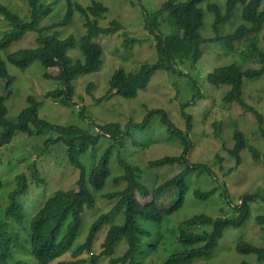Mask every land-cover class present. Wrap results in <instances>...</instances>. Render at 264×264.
Instances as JSON below:
<instances>
[{
  "label": "trees",
  "instance_id": "16d2710c",
  "mask_svg": "<svg viewBox=\"0 0 264 264\" xmlns=\"http://www.w3.org/2000/svg\"><path fill=\"white\" fill-rule=\"evenodd\" d=\"M63 1V15L40 25V20L49 13L56 11L60 14L62 8H55L56 1L49 4L47 0H27L30 17L24 19L0 0V19L3 18L9 26L0 32V51L8 49L29 31L36 35L34 46L0 52V166L8 167L3 165L2 150L16 134L24 133L43 143L42 150L37 153L38 159H34L27 170L13 176V187L6 190L10 182L0 175V264H26L30 259L33 264H99L104 256L109 257L113 264H154L152 256L159 252L164 256V264H194L196 259L210 258L225 231L242 227L249 219L250 203L260 195H242L240 202L234 206L236 214L233 216L212 217L200 212L182 219L178 226H172L173 216L184 207L187 194L193 187L190 176L212 173L209 163L193 162L189 157L194 145L190 137L194 124L186 107L202 98L203 94L196 93L181 103L185 129L178 127L163 108L149 109L141 121L129 118L125 123L118 120L100 123L87 113V107L116 94L126 98L136 97L140 90L147 88L158 69L185 73L179 66L185 62L190 66L197 63L204 54L202 45L207 41L223 40L226 52L236 51L235 41L257 37L262 30V0H226L224 12L218 3H210L208 8L215 16V37H205L201 33L205 10L200 3L204 0H164L151 11L142 8L143 23L153 36L157 60L143 63L137 71L117 67L111 75L107 92L81 107L74 100V82L85 74L99 70L104 61V46L96 38L118 33L123 47L141 43L143 39L126 30L118 19H110L107 25H100V19L109 11V7L101 1ZM237 6H241V23L232 32L225 35L219 33L220 25L232 20ZM75 14H80L83 19L84 31L79 36L70 34L61 37L58 28L70 24ZM166 22L169 23L167 31L163 29ZM250 45L249 55H258L257 60L264 63V49L254 42ZM76 47L81 52L79 57L69 54ZM35 60H40L46 69L45 77H53L60 83L46 95L61 97L63 104L73 106L80 118L78 122L56 124L41 117V102L33 94H28V105L20 110L17 120L7 117L6 100L12 93L15 80L8 64L25 70ZM262 74L264 66L242 68L232 62L215 67L208 72L207 79L215 87L229 85L224 100L238 102L244 109L255 111L261 119V115L244 99L243 88L245 79ZM88 86L90 93L94 84L89 83ZM159 127L166 131L159 140H177L183 148L179 154H165L148 160L142 166L132 153L134 149L136 154L141 150L138 146L148 148L157 142L148 135L149 130ZM41 135L45 138L41 139ZM234 138L236 142L230 152L239 165L241 150L248 144L243 131L238 128L234 130ZM53 147H58L56 160L59 161L48 163L52 165L44 168L46 170L39 169L37 166L41 162L38 160L55 154ZM101 149H104L102 153ZM251 150L256 155V151ZM61 153L63 156H59ZM53 166L76 171L77 179L73 187L59 186L53 192L49 191L50 194L41 202L31 200L36 205L24 203L32 188L42 190L45 187L44 190H48L47 184L53 172L50 168ZM176 166L181 168L180 171L159 182L163 175L158 172L159 168ZM115 169H119L120 173L115 174ZM109 185L112 188L106 189ZM214 191H205L199 186L194 188L198 198H206ZM99 196L115 200V205L89 223L85 212L96 207ZM2 197L6 199L5 205H2ZM27 204L36 206V210L28 213ZM119 217L123 218L121 223L116 222ZM256 220L264 229V214L257 215ZM86 226L85 239L77 242ZM101 235L102 249L96 252V242ZM122 242L127 244L125 251L115 255ZM236 250L255 253L258 260L264 261V247L248 242L243 236L237 240ZM17 252L25 256H19ZM69 252L78 258L63 259ZM242 264L248 263L243 260Z\"/></svg>",
  "mask_w": 264,
  "mask_h": 264
},
{
  "label": "rangeland",
  "instance_id": "374dc122",
  "mask_svg": "<svg viewBox=\"0 0 264 264\" xmlns=\"http://www.w3.org/2000/svg\"><path fill=\"white\" fill-rule=\"evenodd\" d=\"M1 1L22 18L28 19L30 17L27 0ZM55 1L57 2L55 8H62L60 14H57L56 11L49 13L40 20V25L53 22L63 15L65 6L63 0H47L49 4ZM80 1L82 3L90 2V0ZM96 1H101L109 7V11L100 19V25H107L110 19H118L124 24L126 30L142 38L143 41L130 47H123L121 45L122 37L118 33L96 38L104 46V61L99 70L85 74L75 80L74 100L79 103L78 106L80 107L88 101L93 102V98L101 97L107 92L111 75L117 67L123 66L127 70L133 69L131 71H137L143 63H153L158 58L154 41H152L153 36L143 23L142 8L151 11L157 8L164 0ZM212 2L218 3L222 8V12H224L226 6V0H204L200 3V6L205 10V23L201 28V33L205 37L216 36V31L213 27L214 12L208 8V5ZM262 8L264 9V0H262ZM240 15L241 6H237L234 17L230 22L227 21L220 25L219 33L221 32V34L225 35L234 31L237 25L241 23ZM167 24L169 23L166 22L163 26L165 31L168 30ZM8 27V23L1 18L0 32ZM84 29V21L80 14H75L72 22L66 26L59 27L58 32L61 37L70 34L79 36ZM35 37V33L29 31L21 40L13 43L5 51L1 50L0 52L5 53L21 47L34 46ZM251 42H254L257 47L264 49V25L257 37L250 36L235 41L236 51L226 52V45L223 40L214 39L207 41L202 45L204 54L197 63L190 66L188 62H185L179 66L185 73L179 74L166 69H158L153 74L147 88L140 90L136 97L126 98L116 94L109 99H105L100 103H92L87 107V113L92 114V117L100 123H104L107 120H118L125 123L129 118L141 121L149 109L163 108L169 112L171 119L178 127L185 129L186 120L181 113V103L189 100L196 93L201 92L203 94L202 98L197 99L195 103L192 102L186 107V111L192 115L194 124L190 133L194 145L189 157L193 162L209 163L212 166V173L202 174L200 177L190 176L193 180V187L187 194L184 207L173 216L172 226L176 227L182 219L200 212L207 213L212 217L233 216L236 214L234 206L240 202L242 195L258 193L260 196L251 201V214L244 225L239 228L227 229L213 255L208 259H196L194 264H242L243 260L247 261L248 264H264V261L258 260L255 253H240L236 250V242L240 236H243L252 244L264 247V229L256 220L257 215L264 214V74L257 78L245 79L243 88L244 99L248 105L261 115V119H259L255 111L244 109L238 102H227L224 100L223 96L229 90V85L224 84L220 87H215L207 79L208 72L215 67L232 62L240 64L242 68L264 66V63L257 60L258 55H249L252 47L250 45ZM78 49L79 47L70 50L69 54L79 57L81 52ZM8 69L15 77L11 87L12 93L6 100L8 107L7 117L9 119L17 120L20 110L28 105V94H33L41 102L40 116L48 121L56 124H66L80 120L76 109L73 106L63 104L60 101L61 97L55 98L52 95H46L49 90L58 85L60 86V83L53 77L44 76L46 69L40 60H35L25 70H21L11 64H8ZM89 83L94 84L90 93L88 91ZM0 89H2L1 84ZM219 123L221 125L220 128H218ZM236 128L243 131L248 144L241 150V162L239 165L236 162V157L230 152L236 142L234 138V130ZM165 133L166 131L163 127L149 130L148 136L156 139L157 142H153L148 148H139L138 146V149L141 150L137 154L134 149L132 155H136L135 157H137L142 166L150 159L165 154H179L181 152L183 147L179 141L166 138L163 140L167 141L159 140L164 137L163 134ZM40 138L44 139L45 135H41ZM104 145L106 146L107 143ZM42 147L43 143L41 141H36L33 137H29L24 133L16 134L12 141L6 145L4 150L8 149L5 150L6 152L2 150V155L4 156L3 165L8 167L0 166L2 179L10 182L6 190L9 187H13V176L16 173L27 170L29 164L34 159H38L36 158L37 153L42 150ZM53 148L55 154L47 155L38 160L41 162L37 166L39 169L51 166L52 164L48 163H53L56 160L58 147ZM252 148L256 151V155L251 150ZM99 151L102 153L104 149ZM59 156H63V153ZM64 160L68 162L66 158ZM58 161L56 160V162ZM30 167L32 168L33 165ZM50 169L53 172L47 184L46 189L48 190L45 191V187L42 190L32 188L30 194L24 198V203L30 202L36 205L31 200L41 202L44 197L50 194L49 191L53 192L59 186L63 188L73 187L77 179L76 171L72 170V168L60 169L58 166H53ZM180 169L178 166L159 168L158 172L163 173L159 182L177 173ZM119 173L120 170L115 169V174ZM196 186L205 191L210 189H215V191L206 198H198L194 193ZM111 188V185L106 187V189ZM47 191L48 194L46 193ZM4 193L6 194V192ZM1 200L2 205H5L6 199L2 197ZM33 205L27 204L28 213L36 210L37 207ZM114 205L115 200L99 196L96 207L86 210L85 219L90 223L100 213L110 211ZM122 219V217H119L116 222L121 223ZM197 229L199 230L200 227ZM86 234L87 226L83 229L77 242L83 241ZM102 239L103 235L96 242V252L102 249ZM126 247L127 244L122 242L115 255H121ZM17 254L25 256V254L19 252ZM77 258L78 256H74L72 252H69L63 259L72 260ZM152 260L154 264H164V256L160 252L155 253L152 256ZM26 264H33V260L30 259ZM99 264L113 263L110 262L109 257L104 256L100 259Z\"/></svg>",
  "mask_w": 264,
  "mask_h": 264
}]
</instances>
